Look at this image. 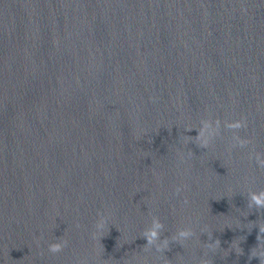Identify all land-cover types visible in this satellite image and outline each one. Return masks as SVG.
Listing matches in <instances>:
<instances>
[{
  "label": "water",
  "instance_id": "1",
  "mask_svg": "<svg viewBox=\"0 0 264 264\" xmlns=\"http://www.w3.org/2000/svg\"><path fill=\"white\" fill-rule=\"evenodd\" d=\"M260 192L264 0H0V264H259Z\"/></svg>",
  "mask_w": 264,
  "mask_h": 264
},
{
  "label": "clouds",
  "instance_id": "2",
  "mask_svg": "<svg viewBox=\"0 0 264 264\" xmlns=\"http://www.w3.org/2000/svg\"><path fill=\"white\" fill-rule=\"evenodd\" d=\"M249 206L250 207L255 206L257 209H264V192H260L259 194H256V193L250 194ZM156 228L157 229L160 228V225L157 224ZM259 232L264 233V227H260ZM191 235L192 233L190 231H181L179 233L178 238L183 240V239L189 238ZM145 239L147 241V245L152 246L154 242L157 239H159V234L157 231L153 230L150 234L145 235ZM173 239L176 240L177 238L174 237ZM65 246H66V242L50 244L49 251L51 253H58L62 251L63 247ZM167 246H168V240L166 239L163 244L158 245L156 248H157V251H164L167 248ZM252 258H259V264H264V253H260L259 256H257L254 253L252 257H250L249 261H251Z\"/></svg>",
  "mask_w": 264,
  "mask_h": 264
}]
</instances>
